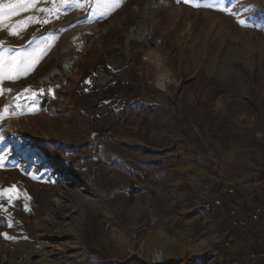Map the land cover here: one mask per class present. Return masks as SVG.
Returning a JSON list of instances; mask_svg holds the SVG:
<instances>
[{"label":"rangeland","instance_id":"rangeland-1","mask_svg":"<svg viewBox=\"0 0 264 264\" xmlns=\"http://www.w3.org/2000/svg\"><path fill=\"white\" fill-rule=\"evenodd\" d=\"M127 1L109 10L113 0H35L0 26L5 73L10 58L46 49L30 71L0 80V189L15 186L18 193L0 197L8 222L0 228V264H252L227 260V238L209 251L192 249L208 233L190 228L182 194L194 204L202 191L216 193L223 179L234 178L251 196L264 197V0H148L123 51L108 59L111 72L98 71L80 89L84 124L72 133L65 98L56 112L42 113L45 88L35 83H49L61 69L39 73L60 55L70 70L99 50L127 22L118 15ZM23 2L0 0V6ZM46 15L55 18L47 27L28 23L19 30L21 21ZM158 26L156 47L131 50ZM111 79L141 87L135 108L148 142H116V116L108 127L94 124L88 88ZM202 80L218 85L216 97L199 101ZM40 140L57 142L68 161L78 157L93 188L50 163L33 144Z\"/></svg>","mask_w":264,"mask_h":264},{"label":"trees","instance_id":"trees-1","mask_svg":"<svg viewBox=\"0 0 264 264\" xmlns=\"http://www.w3.org/2000/svg\"><path fill=\"white\" fill-rule=\"evenodd\" d=\"M147 1L128 0L118 14L127 17L128 20H126L125 25L107 36L104 39L103 46L99 50L86 53L81 62H76L70 70L64 69L60 64V55L39 73L38 78H41L55 66L61 69V75L54 76L49 83H35L38 89L45 88V92L41 96L43 114L56 112L60 105V100L65 98L66 100H70L72 108V113L65 120L70 125L72 133L84 124L86 116L79 108L82 99L80 89L87 80L91 82L95 81V75L98 71L111 72L108 66V59L116 51H123L127 32L133 27L137 19L136 13L146 5ZM160 31L161 26H158L143 42L132 43L131 50L140 52L147 47H156L160 39ZM93 56H96L94 61L91 60ZM217 87L218 85L213 81H200L196 93L199 101H203L204 97H206L205 101L216 97L219 93ZM141 96L140 86L125 83L121 79H111L104 85L91 84L88 88L87 97L92 100V108L97 114L94 124L98 127L100 123H103L108 127L109 120L113 116H116L117 125L113 135L116 142L122 143L125 138L148 142V130L145 123L139 121L135 108L139 104ZM33 144L50 163L63 173L71 176L84 187L88 189L93 188L88 175L80 169V159L78 157L71 155V160L68 161V154L55 141L40 140L33 142ZM6 226H8V222L0 213V228H5Z\"/></svg>","mask_w":264,"mask_h":264},{"label":"crops","instance_id":"crops-1","mask_svg":"<svg viewBox=\"0 0 264 264\" xmlns=\"http://www.w3.org/2000/svg\"><path fill=\"white\" fill-rule=\"evenodd\" d=\"M226 158L230 159V155L226 154ZM236 183L238 182L234 178L222 180L223 185L220 188H236L237 196L227 197L221 213L216 217H210L202 211L198 197L194 204H187L182 194V208H187V211L191 212V214L186 215V219H189L190 228L194 232L200 230L202 233H208L207 239L198 245L191 246L192 249L209 251L216 244L218 238H227L230 240L228 244L229 254H226L228 261L236 257L249 260L251 254L264 252V197L261 195L251 196V189L245 188L243 184L236 185ZM242 192H245L246 195L239 196ZM257 206L263 209V214L258 223L251 220ZM234 262L233 260L232 264ZM183 264H204V259L195 260L193 263H186L184 260Z\"/></svg>","mask_w":264,"mask_h":264},{"label":"snow or ice","instance_id":"snow-or-ice-1","mask_svg":"<svg viewBox=\"0 0 264 264\" xmlns=\"http://www.w3.org/2000/svg\"><path fill=\"white\" fill-rule=\"evenodd\" d=\"M35 0H25V2L16 5V4H7V5H2L0 6V26H2V22L5 19L6 15L10 14H17L20 10H26L32 6H34ZM64 2H67V0H64ZM179 2V0H177ZM185 3H193L194 0H184ZM83 6V5H79ZM118 6L116 3V0H113L112 4L110 5L109 10L111 8H114ZM194 6H199L198 4H194ZM4 8H7L9 10L8 13H5L3 11ZM227 10V9H224ZM39 11L42 12H47L49 14H52L55 12V8L53 9H46V8H41ZM50 21L45 18L43 20H40L36 17H29L24 21L20 22L21 28L19 30H22L23 27H27L28 23H49ZM240 23H244V21H240ZM9 34H17V30L10 29ZM36 50H34L35 52ZM46 51V49H40L39 53L40 54H33V53H28L24 54L22 57L19 58L17 61V58L13 57L10 58L8 62V69L9 71L7 73L4 72V69L6 67L5 65V60L3 56H0V80H3L4 78L7 79H15L17 78L21 73H27L32 69L36 61H38L41 58V55L43 52ZM35 179V177H33ZM8 195L9 200L13 198L12 194L18 195V193L15 192V186H13L11 189H0V197H3L4 195Z\"/></svg>","mask_w":264,"mask_h":264},{"label":"built area","instance_id":"built-area-1","mask_svg":"<svg viewBox=\"0 0 264 264\" xmlns=\"http://www.w3.org/2000/svg\"><path fill=\"white\" fill-rule=\"evenodd\" d=\"M47 18L49 23H40L41 28L47 27L49 24L53 23L55 18L51 15L44 16L41 20ZM237 195L236 188L222 187L216 193L210 192L209 190L202 191L198 196V203L203 212H205L210 217L218 216L223 208L224 201L227 197H232ZM263 214V209L257 206L251 216L253 222L258 223ZM249 262L256 264L257 262H262L264 264V252L253 253L249 257ZM237 264V262H234Z\"/></svg>","mask_w":264,"mask_h":264},{"label":"bare ground","instance_id":"bare-ground-1","mask_svg":"<svg viewBox=\"0 0 264 264\" xmlns=\"http://www.w3.org/2000/svg\"><path fill=\"white\" fill-rule=\"evenodd\" d=\"M68 179H69V178H68ZM159 261H162L161 257H158V258L156 259V262H159Z\"/></svg>","mask_w":264,"mask_h":264}]
</instances>
